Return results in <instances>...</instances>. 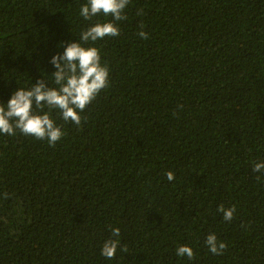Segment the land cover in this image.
Instances as JSON below:
<instances>
[{"label":"trees","instance_id":"obj_1","mask_svg":"<svg viewBox=\"0 0 264 264\" xmlns=\"http://www.w3.org/2000/svg\"><path fill=\"white\" fill-rule=\"evenodd\" d=\"M86 2L0 0V103L58 87L50 60L71 42L109 72L80 126L51 111L55 146L0 134V264H264V0H129L120 35L85 44L112 19L84 20Z\"/></svg>","mask_w":264,"mask_h":264},{"label":"clouds","instance_id":"obj_2","mask_svg":"<svg viewBox=\"0 0 264 264\" xmlns=\"http://www.w3.org/2000/svg\"><path fill=\"white\" fill-rule=\"evenodd\" d=\"M128 4L129 0H87L79 11L84 20L91 21L98 16H110L112 19L109 22H96L87 27L81 32L80 41L87 44L105 37L119 36L120 31L116 22L127 19L124 9ZM141 13L142 10H138L137 14ZM138 35L148 39L144 31H140ZM50 63L56 69L52 76L58 87H48L42 79L37 80L28 89L18 88L14 91L6 104L0 103V134L15 135L19 130L22 134L38 140L46 139L49 145L55 146L65 133L51 117V111L59 110L64 121L70 120L80 126L82 121L80 113L101 90L108 87V68L101 64L100 50L97 47H83L77 41L68 43L62 54L52 56ZM34 107L40 111H34ZM45 107L48 109L47 112L42 111ZM252 171L264 172V161L255 163ZM166 176L169 181L175 178L171 171L167 172ZM217 211L223 213L225 221H231L235 206L226 209L220 205ZM112 236L116 239L106 240L101 248V255L107 259H112L116 255L120 243L118 228L112 229ZM205 244L208 250L216 255H222L227 247L224 241L217 239L215 233L207 235ZM121 251L126 253L127 249L122 248ZM176 254L179 257L187 256L189 260L195 255L193 249L186 245L179 246Z\"/></svg>","mask_w":264,"mask_h":264}]
</instances>
